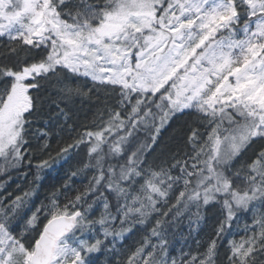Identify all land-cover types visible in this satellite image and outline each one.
I'll return each mask as SVG.
<instances>
[{"label":"snow or ice","instance_id":"1","mask_svg":"<svg viewBox=\"0 0 264 264\" xmlns=\"http://www.w3.org/2000/svg\"><path fill=\"white\" fill-rule=\"evenodd\" d=\"M0 264H264V0H0Z\"/></svg>","mask_w":264,"mask_h":264},{"label":"trees","instance_id":"2","mask_svg":"<svg viewBox=\"0 0 264 264\" xmlns=\"http://www.w3.org/2000/svg\"><path fill=\"white\" fill-rule=\"evenodd\" d=\"M86 108V106H85ZM83 116V114H81ZM68 166L65 165V168ZM55 175V173H53ZM49 183L53 182L52 180L48 181ZM15 187V185H13ZM41 199H43V193L41 194ZM203 226V225H202ZM175 235L171 236L170 239L172 241V246L175 249V252L178 254L179 251L183 248L187 250L189 246L195 247L194 241L192 238L188 237V222L185 220L183 224L178 225L176 229H174ZM195 235V233H193Z\"/></svg>","mask_w":264,"mask_h":264}]
</instances>
